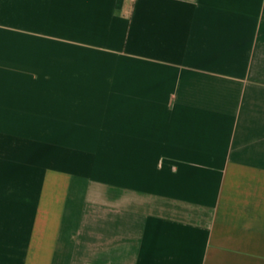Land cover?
<instances>
[{"label": "crops", "instance_id": "crops-1", "mask_svg": "<svg viewBox=\"0 0 264 264\" xmlns=\"http://www.w3.org/2000/svg\"><path fill=\"white\" fill-rule=\"evenodd\" d=\"M0 264H264V0H0Z\"/></svg>", "mask_w": 264, "mask_h": 264}]
</instances>
